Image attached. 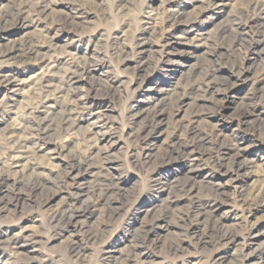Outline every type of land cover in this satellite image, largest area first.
<instances>
[{
  "label": "rangeland",
  "instance_id": "1",
  "mask_svg": "<svg viewBox=\"0 0 264 264\" xmlns=\"http://www.w3.org/2000/svg\"><path fill=\"white\" fill-rule=\"evenodd\" d=\"M246 5L248 0H0V129L14 127L15 141H24L26 136L18 127H26L29 113H36L33 81L51 74L45 70L49 67L59 69L57 77H48L54 85L61 82L64 69L78 67L83 74L76 98L87 108L90 105L73 113V126L60 136L43 142L27 140V146L36 147L34 168L23 170V162L19 168L0 165V175L7 177L0 191V240L29 239L22 256L7 264H113L125 253L146 213L162 207L170 195L168 184L186 176L198 187L220 185L225 195L214 202L216 218L235 232L227 244L197 251H217L224 258L221 264H264V206L250 211L231 202L234 193L249 192L264 180V11L253 13ZM41 9H45L42 15L37 13ZM188 21L191 26L184 27ZM221 29L225 34L216 37ZM14 46L26 54L19 62L1 55ZM197 80L208 88L209 96L186 87ZM171 95L182 100L176 102L168 98ZM168 99L171 104L164 107L158 131L149 134V140L135 141V132L146 124L144 116ZM87 131L93 136L94 154H108L113 173L131 200L118 203L111 219L101 205L65 229L51 223L49 214L76 187L66 186L46 205L40 203L55 192L52 188L38 196H30L26 188L36 176L48 181L64 169L77 175L72 156L82 150L81 138ZM190 135L205 141L196 161L172 147L174 142L178 147L190 142ZM220 141L229 150L223 152ZM236 142L245 153L240 171L231 166ZM59 144L65 146L62 151L56 149ZM146 153L153 165L158 163L154 170L143 164ZM21 177L22 187H18ZM205 196L202 200L211 204ZM175 199L179 211L186 210L188 198ZM86 201L83 195L76 206L83 208ZM194 222L187 217L186 228L190 225L193 231L185 235L175 219L167 217L140 247L136 260L145 255L150 264H196L188 260L195 249L191 236L198 223ZM245 223L255 224L256 236L240 230ZM80 227L92 237L104 231L88 239L78 233ZM75 241L79 252L70 250ZM170 247L188 249L190 254L183 251L175 259ZM6 253L0 248V260ZM30 257L32 262L26 260Z\"/></svg>",
  "mask_w": 264,
  "mask_h": 264
},
{
  "label": "bare ground",
  "instance_id": "2",
  "mask_svg": "<svg viewBox=\"0 0 264 264\" xmlns=\"http://www.w3.org/2000/svg\"><path fill=\"white\" fill-rule=\"evenodd\" d=\"M31 7L32 6L30 5V8ZM247 7L253 13H256L257 11L263 12L264 11V0H248V6ZM36 10H37V8H36ZM44 11H45V9H44ZM44 11H43V9H41V10H39V12H37V11L36 12L38 14L42 15L44 13ZM23 12H21V13H23ZM178 14H180V11L178 12ZM196 15L197 14H195L194 17ZM172 16H173V14H172ZM176 16H177V14H174L173 18H175ZM170 17L171 16H169L168 18H170ZM13 18H15V17H13ZM231 20H233V19H231ZM8 23H10V21ZM252 23H255V22L253 21ZM189 24H190L189 21L185 22L184 27H185V25L191 26ZM235 25H237V24H235ZM262 26H263V24H262ZM260 27H261V25H260ZM2 28H4V27H2ZM225 32H226V30L221 29L219 32H217L215 34V36L218 37L219 35H221V33H222V35L225 34ZM222 39H224V38H222ZM220 41H221V39H220ZM211 46H213V45H211ZM17 47L14 46L11 49H6L4 52L1 51L2 52L1 55L5 58L14 59V60L19 62V61H21V59H23V57H25L26 54L22 53L20 51V49H18ZM165 50L167 51V53L166 52L165 53L168 54L169 50L166 48H165ZM65 65H67V64H65ZM85 67H87V66H85ZM45 70L48 73L51 72V74H46L45 77L44 76L36 77L33 81L35 83V86H36L34 91L32 92L33 97L36 99V101H35L36 104H34V110L36 113H34V114L29 113L31 118L28 120L26 127L22 126L21 124H19V127H18V130H22L26 136L24 141L23 140L15 141L16 135H14L15 134L14 129H13L14 127L4 128L3 130L0 129V154L2 156V158H0V165L2 164L3 166L10 167V168H19V167L23 166V165L22 166L20 165V163L23 162V164L25 166L23 168V170L34 168V163H33L34 152H33V150H35L36 147L30 148L29 146H27V144H28L27 140H34L36 142H43V141H46L47 139L51 138L52 136H56V137L60 136L62 134V132L68 131L70 126L73 124V115H74L73 113L78 111L79 109L83 108L82 106H85V109H88L90 106L89 105L87 108L86 104L82 102L83 101L82 99L76 98V94H75L76 86L79 82V79L82 77V74H83L82 71L79 72L78 67L75 68L74 70L64 69L65 72L60 74V77H61L60 80H61V82L64 81V83L59 82L57 85H54L51 82V80H48V77H50L49 75H51V77H57L58 73L57 72L55 73V71L59 70V69H57L56 67H49ZM209 79L210 78H208L207 80H209ZM9 80L10 79L7 78L5 80V83L8 84L9 82H11ZM206 82H207V83H205L206 85H210L208 83V81H206ZM210 83H212V82H210ZM186 87H188V88L191 87L192 90H194V91L200 90L203 97L204 96L206 97L210 93L207 90L208 88L203 89V85H201V83L198 82V80H197V83L195 82L192 85H190V83H189ZM105 88L107 90L108 89L110 90V88H112V87H110V88L105 87ZM105 88H103V89H105ZM188 88H186V90H188ZM183 90H184V88H183ZM111 94H109V95H111ZM168 98L175 99V98H173V96L168 97ZM259 98H261V97H259ZM170 99L167 100L165 105H161L160 107H156L155 109H152V111L150 110V112L147 113L146 116H144L145 122L144 121L143 122L146 124L144 126L141 124L142 126L141 127L139 126V128L137 129L138 131L136 130L137 132H135V135L133 136L135 141L139 142V141L143 140V142H144L146 139L149 140V137H150L149 134L158 131V125H159V123H160V121H161V119L165 113L164 107L166 108L167 106H169L171 104ZM177 99L178 100L175 99L176 102H179L180 100H182L180 98H177ZM176 102H174V104ZM173 106H176V105H173ZM194 113H196V112H194ZM168 114H170V113L168 112ZM168 114H167V116H168ZM28 118H29V116H28ZM147 128H149L148 131L146 130ZM189 131H191V130H189ZM89 132L88 131H87V133L84 132V134L82 135V138H81L82 150L79 151L78 154H75L72 156V163H73L72 166H75L77 168V171H78L77 175H73V173L71 171L72 169L71 170L64 169V170H61L58 174L56 173V175L50 180L47 177L48 181L36 176L35 178H33L31 180V182L27 185V188H26V190L30 196H38L39 194H42L47 188H50V189L52 188L55 191L54 192L55 194L52 193V195L50 197L46 198L45 200H43L40 203L41 205H46V204H49V201L52 200V198H54V196L57 195L58 192L65 190L66 186L67 187L68 186H70V187L75 186L76 187V189H72L70 191V194H69L70 198L65 199V202L62 203L61 206L57 207L56 209H54L49 214V220L51 223L60 224L65 229H70V226L72 224H76L77 218H79L81 215H83L84 212H86L90 209L97 208L101 205H105V214H107L108 219H111L114 217V214H115L114 211L116 212L117 211L116 209H118L120 207V205H119V207H117L118 203H120L121 201L123 203H125L127 200H129L128 202H130V200H131L129 198L130 195H128V194L126 195L124 193V187H123V184H121L119 177H117V175L115 173H113V165H112L111 161H109V158H108L109 156H107L108 154L107 153H100V152L97 154L96 153L94 154V152H93L94 148H95L93 146L94 140L92 138L93 136L91 137V133H89ZM193 136H197L196 133H193ZM193 136L190 135L189 137H190L191 141L190 142L188 141V143H186V144L182 143L180 147H178L177 144L174 145L175 142L172 145V147L177 146V148H181L180 151L183 152L185 157H187L190 161H196L198 159L199 154L197 151L201 146H203L202 144L205 142L203 137H193ZM96 141H97V139H96ZM13 142H15V143L13 144ZM92 143H93V145H92ZM176 143H178V142H176ZM220 144H221L220 146L222 147L223 152H226L227 150H229V149H227L226 144H223L221 141H220ZM232 146H233L232 150L235 153L233 156L234 160L231 163V166L234 169H236V171H240L244 167V164L243 163L241 164V162H240V158H242L245 155L244 148L242 146H240L238 142L234 143ZM63 148H65V146H62L61 144H59V146L58 145L56 146V149L58 151H62ZM15 154H19V156H15ZM59 155H60V152H59ZM225 157H223V158H225ZM151 162L152 161L149 158V154L146 153V159H145L143 164H145L147 168L151 167L152 170H154L156 168V166L158 165V163L153 165V163H151ZM148 170L150 171V169H148ZM80 173L81 174L85 173L86 176L81 177ZM78 176H80V177H78ZM22 177L18 178V180L16 181L18 187H22ZM180 179H183V178H180ZM262 179H263V177H262ZM260 182H261V184L259 185V187H257L258 185L255 188L252 187V189L249 192H246V193L236 192V193H234L232 195L231 202L234 203L240 209L250 210V211L257 206H264V180H262ZM6 184H7V177L0 175V191L3 190V188L5 187ZM85 184L89 185L90 188H88L89 186L87 187V190L85 188H83V186H85ZM210 184H211L210 186H206V187H198L199 185L195 186V184L192 183V178L189 176H186V178H184L183 181L182 180L177 181L174 179L170 184H168V187H167L168 188V195L169 194L170 195L168 196L166 201H163L164 204H162V207H160V209L158 208L159 210H156V213H155V211H150V212L146 213L144 219L138 223L137 228L134 229V231L132 232V236H131V240L129 241V244L127 245L126 248L124 246V248L126 250V251L124 250L125 253H123V255L121 253H118L121 255H119L118 257L115 258V261L113 264H150L149 262H147L149 257H147L145 255L142 258V261L136 260L137 257L140 256V254H141L140 253V247L150 237V234L152 232H154L162 223H164V221L167 217H172V219H175L176 226L178 228H180L182 230V233L185 235H189L188 233L191 232V230L193 231V229L191 228L190 225H188V227L186 228L185 223L187 221V217L195 219V222L198 223V228L194 229V233L191 236V239L194 240V248L195 249H193L194 255H189V257H188L189 261H192V263H196V264H199V263H201V264H204V263H206V264H221V262L223 261L224 258L222 256V254L216 253L217 251H211L208 254L201 253V252L197 251L198 249H201V248H204V247L210 246V245L214 248L217 246H220V245L223 246V245L227 244L228 242L232 241L234 238V235H235L234 230L226 227L225 223L222 220L217 219L216 214H215L217 206L214 205V202H216L217 200L220 201V199H223L225 192H223L221 190L220 185L218 186L214 183H210ZM123 193H124L125 197H123ZM203 193L206 195L205 197L208 200L212 201L211 204L208 203L209 201L204 202L202 200L201 196L203 195ZM83 195L87 196V201H86L87 204H85V206L83 208H78L76 206V203L78 202L79 197H81ZM179 196L188 198L187 208L183 212L179 211V207H178L179 204L177 201H175L176 200L175 197H179ZM14 199H15V197H14ZM250 211H248V212L250 213ZM105 226H106V224H105ZM200 226H201V228H199ZM254 226H255V224H253L251 226L249 225V227H248V225L246 223L243 226L239 225L240 230L243 232L244 231L247 232V234L249 236L252 235V238L254 236H256V235H254L255 234ZM82 229L83 228L80 227L78 229V233L81 232L80 234L84 238H88V239L89 238L94 239V237L96 236L97 233H100V232L102 233L104 231L103 229H101V230L99 229L100 232H97L94 235V237H92L93 234L87 235L86 232H84V231L82 232ZM97 229H96V231H97ZM197 229H199L198 232L196 231ZM28 240L29 239H27L26 237L24 239L23 238H17V237L16 238L14 237L11 239H1L0 240V248L3 249V252L5 251L7 253L3 257V259L0 260V263L1 264H7V263L13 261L16 257L22 256L20 254L21 253L20 251H24V248H25L24 243H25V241H28ZM77 249H78L77 241H75L74 243H72V247L70 250L72 252H74ZM169 250L171 251V253H173V256L175 257V259H179L180 257H182L181 254H183V251L186 252L187 255L190 254L188 249L182 250L179 247H177V248L170 247ZM77 251L79 252V250H77ZM121 252H123V251H121ZM104 254L107 255V251ZM241 254H242V252H241ZM238 255H239V253H238ZM243 256H242V258H243ZM26 260L30 261V262L33 261L32 257L27 258ZM241 260L243 261V259H241ZM235 263H236V261H235ZM240 264H243V262H241Z\"/></svg>",
  "mask_w": 264,
  "mask_h": 264
}]
</instances>
